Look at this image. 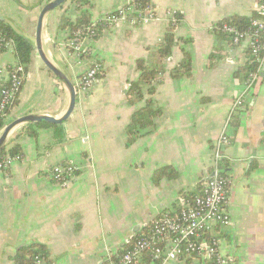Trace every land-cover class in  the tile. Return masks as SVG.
<instances>
[{"label":"crops","instance_id":"crops-1","mask_svg":"<svg viewBox=\"0 0 264 264\" xmlns=\"http://www.w3.org/2000/svg\"><path fill=\"white\" fill-rule=\"evenodd\" d=\"M48 1L0 0V19L33 45L25 80L0 134L26 114L60 118L68 108L67 88L35 46L38 14ZM127 2L93 0L89 21ZM256 3L149 0L152 20L100 25L97 35L82 40L87 51L80 56L68 48L71 33L61 19L75 21L82 9L67 0L44 15L41 48L47 60L73 83L92 60L103 68L89 91L76 95L72 113L57 128L33 122L10 131L6 149L17 144L23 158L0 172V264H14L18 250L31 244L44 248L46 264H108L161 212L176 211L182 197L199 192L213 173V148L223 131L229 143L222 147L219 169L231 180L227 209L232 224L215 233L233 264H264V63L245 106L227 120L245 89L239 69L247 50L232 46L219 30L232 19L248 23ZM168 32L174 42L151 95L161 112L149 131L129 141L126 127L148 98L129 99L137 65L153 64ZM228 56L233 62L225 61ZM183 59L190 62V73L175 75ZM15 62L12 50H0V69ZM6 79V72L0 73V88ZM25 126L35 135L23 134ZM58 162L77 167L73 180L59 184L51 178L49 169ZM163 264L211 263L185 257Z\"/></svg>","mask_w":264,"mask_h":264},{"label":"built area","instance_id":"built-area-1","mask_svg":"<svg viewBox=\"0 0 264 264\" xmlns=\"http://www.w3.org/2000/svg\"><path fill=\"white\" fill-rule=\"evenodd\" d=\"M134 11L138 12L139 16L142 15L139 20L141 22L153 19L151 7L147 6L143 11L141 9L137 11L129 0L125 6L74 31L67 42L68 48L80 56L87 51L81 47V42L85 37L97 35L100 25L112 26L118 22L135 23L137 19L131 16ZM254 12V16L243 27L227 21L222 22L219 26L220 32L228 36L232 46L246 48V62L255 66L245 80L244 91L234 99L231 114L227 120H230L232 114L245 106L244 98L248 96L252 84L262 72L264 63V0H257ZM13 45L12 39L0 35V50L10 49L15 53ZM226 60L230 63L233 62L231 56H228ZM102 68L100 61L92 60L88 69L74 83L76 95L89 91L98 80ZM2 72H6L7 76L0 88V118L4 120L8 108L14 102L25 80L26 69L17 60L12 65L0 69V73ZM228 143L229 138L223 131L213 148V173L202 183L199 192L190 197H182L176 211L161 212L147 228L134 235L130 244L108 264H141L142 258L145 256L157 259L160 264L185 257H197L209 261L211 264H233L232 257L222 248L221 236L215 233L217 227L232 224V218L227 209L231 180L219 169V163L223 158L222 147ZM22 158L20 153L2 155L0 157V172L6 170L14 161ZM76 172L77 167L66 162H58L49 169L51 178L59 184H66L73 180ZM31 264H46L44 254L35 253Z\"/></svg>","mask_w":264,"mask_h":264},{"label":"trees","instance_id":"trees-1","mask_svg":"<svg viewBox=\"0 0 264 264\" xmlns=\"http://www.w3.org/2000/svg\"><path fill=\"white\" fill-rule=\"evenodd\" d=\"M75 4L81 8V14L80 16L75 20L71 21L66 17H63L61 19L62 23L61 26L63 28L67 27L70 30V33L72 34L74 31H77L80 28H83L90 24L89 21V9L92 7L93 0H73ZM130 4H132L136 10H144L147 6L151 7L149 4V0H130ZM131 16H134L138 22L141 18L139 16V13L134 11ZM230 22L237 24L240 27H243L247 24L246 19H232ZM0 35L10 38L13 40V47L15 51V56L19 63L23 64L25 66V69L27 70L30 61H31V52L33 49V45L31 41L23 36L22 34L16 32L10 24L5 22L3 19H0ZM165 41L166 45H161L155 54V60L153 61V64L150 66L144 64L143 62H139L137 67L139 70V76L138 79L131 83L129 88V99L131 102H134L136 100L141 99L144 96L148 95V98L145 100V105L135 110L130 118V121L126 127V131L128 134L129 141H132L136 135L141 134L143 132H147L150 130V128L153 126L154 119L157 115L160 114L161 110L154 106L153 101L151 99V95L154 91V85L153 81L156 78V76L162 71L160 63L162 59L167 56L170 53V49L174 42V36L172 32H168L165 35ZM255 66L254 64H250L246 62L243 66L240 67L239 72H241L242 76L246 79L250 71L254 70ZM190 62L188 59H183L179 66L176 68L175 75L177 73H190ZM16 98L12 105L15 103ZM12 105L8 108V111L12 107ZM4 121L0 118V128L3 126ZM54 126L57 128L58 126L56 124H51L49 122L45 121H38L36 122L37 127L42 126ZM57 131H59L57 129ZM22 133L29 134V135H35L36 130L32 129L29 126H25L22 130ZM59 132L57 133L58 136ZM60 137V135H59ZM19 152L18 145H12L8 149H6V146H3L0 149V157L4 154H10L14 155ZM192 196V195H188ZM46 253L44 251V248L37 245H27L22 248H20L17 252V254L14 257V264H31L32 257L35 253ZM155 260L158 262L157 259L150 258V256H145L142 260L143 264H148L149 261Z\"/></svg>","mask_w":264,"mask_h":264},{"label":"water","instance_id":"water-1","mask_svg":"<svg viewBox=\"0 0 264 264\" xmlns=\"http://www.w3.org/2000/svg\"><path fill=\"white\" fill-rule=\"evenodd\" d=\"M67 0H50L42 6L38 14L36 22V33H35V46L39 52V55L45 65L53 72L56 78L65 85L69 92V105L65 113L60 118L48 117L45 115L37 114H26L3 127V130L0 134V149L5 146L7 137L10 131L18 124L33 123L38 121H45L52 124H60L64 122L72 113L75 103H76V92L74 88V83L56 66H54L47 58L44 56L41 48V28L43 17L46 13L52 11L53 9L62 6Z\"/></svg>","mask_w":264,"mask_h":264},{"label":"rangeland","instance_id":"rangeland-1","mask_svg":"<svg viewBox=\"0 0 264 264\" xmlns=\"http://www.w3.org/2000/svg\"><path fill=\"white\" fill-rule=\"evenodd\" d=\"M73 51H75V50H73ZM225 61H227L226 59H225ZM17 97V96H16Z\"/></svg>","mask_w":264,"mask_h":264}]
</instances>
